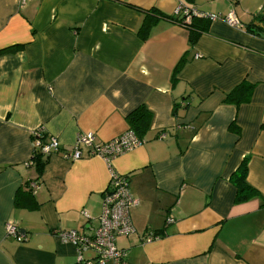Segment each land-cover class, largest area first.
<instances>
[{
  "label": "crops",
  "instance_id": "0c3cea01",
  "mask_svg": "<svg viewBox=\"0 0 264 264\" xmlns=\"http://www.w3.org/2000/svg\"><path fill=\"white\" fill-rule=\"evenodd\" d=\"M259 2L240 11V0H0V51L17 48L0 54V264L92 261L59 234L94 235L112 173L127 177L138 202L129 212L134 234L116 239L127 264H264V208L259 199L235 204L230 181L246 159V181L264 196ZM178 8L218 16L204 18L193 47L189 24L152 13ZM146 16L154 23L144 37ZM243 83L253 86L249 102L223 104ZM141 106L152 114L142 145L110 162L86 148L79 160L64 157L80 133L97 144L123 135ZM39 129L60 144L40 173L32 161ZM7 224L22 240L6 235ZM150 233L160 238L145 242Z\"/></svg>",
  "mask_w": 264,
  "mask_h": 264
},
{
  "label": "built area",
  "instance_id": "2783aa9c",
  "mask_svg": "<svg viewBox=\"0 0 264 264\" xmlns=\"http://www.w3.org/2000/svg\"><path fill=\"white\" fill-rule=\"evenodd\" d=\"M26 0H21L25 3ZM173 16H183L186 24H190L193 17L206 18L211 21L218 19L216 15H204L190 11L186 8H178L174 11ZM225 21L230 26H239L238 20L229 15ZM33 153H39L42 157L48 158L50 155L60 151V144L55 138L43 139V130L39 129L33 133ZM143 141L139 140L132 131L128 129L123 135L102 144L95 143L93 133H80L76 136L73 147L64 152V157L73 161L82 158L81 148H86L88 156H99L106 162L113 158L127 153L138 146ZM31 187H35L34 184ZM138 202L129 192L128 179L126 176H120L115 173L111 174L109 186L104 194L102 202L101 215L99 217V226L93 236L87 237L78 232L70 231L59 234L64 242L72 243L78 252V259L81 261L82 252L91 251L94 254L92 261L85 264H127L125 262V253L116 246V239L120 236H130L134 234L129 212L130 209L137 206ZM172 222L171 219L167 223ZM6 235L13 236L22 240L14 226L7 224L5 226ZM158 239L153 233L145 237V242L149 243Z\"/></svg>",
  "mask_w": 264,
  "mask_h": 264
},
{
  "label": "trees",
  "instance_id": "16d2710c",
  "mask_svg": "<svg viewBox=\"0 0 264 264\" xmlns=\"http://www.w3.org/2000/svg\"><path fill=\"white\" fill-rule=\"evenodd\" d=\"M181 1L183 3H186L187 5H192L194 2V0H181ZM152 13L153 15H157L165 19L173 20L176 23H182L184 20L183 18L175 19L173 18V16H167L161 13H156L154 11ZM150 19L152 18L148 16L145 17L142 23V26L139 30V33H138L140 36L145 37V35L148 33L149 29L153 25L154 21ZM262 20H264V18H262ZM254 27H255L254 25H249L247 26V30L254 32ZM187 28L189 30L188 44H189V47H193L195 43L197 42L199 36L202 33H205V31L207 30V21L204 18L193 17L191 19L190 24L187 26ZM16 50H17L16 47L9 48V49L0 51V54H4L8 52L13 53ZM186 62L187 61L185 59V56H183L175 67V70H174L175 74L183 67V65H185ZM252 89H253V86L247 83H243L237 86L236 88L231 90L229 93L224 95L223 104L233 105V106L238 107L239 105L249 102ZM151 120H152V114L144 106L139 107L138 109L130 113L126 118L128 129L132 131L134 135L141 141H143V138L145 137L147 131L149 130ZM43 160L44 158L42 157L41 154H39L38 152L33 153L32 161L38 173H40L42 170V166L44 163ZM246 176H247V161L246 159H244L242 163L240 164V166L238 167V169L235 171V173L230 178L231 184L236 190L234 203L242 204L252 199H259L261 202L260 207L264 208V196H261L256 190H254L247 183ZM29 187L30 186L28 184L25 185V188H27L28 190H29ZM21 191L22 190L19 189L16 193L15 207L22 206L21 198L23 194L21 193ZM30 202L31 203H29L27 207L34 208L36 203L33 202V199H31ZM154 235L160 238L159 235L157 234H154Z\"/></svg>",
  "mask_w": 264,
  "mask_h": 264
},
{
  "label": "rangeland",
  "instance_id": "374dc122",
  "mask_svg": "<svg viewBox=\"0 0 264 264\" xmlns=\"http://www.w3.org/2000/svg\"><path fill=\"white\" fill-rule=\"evenodd\" d=\"M259 1H261V0H258V3H260ZM246 8H249L253 11L257 10L256 0H240V11L244 10ZM261 14H264V12H261ZM262 16H264V15H262Z\"/></svg>",
  "mask_w": 264,
  "mask_h": 264
}]
</instances>
